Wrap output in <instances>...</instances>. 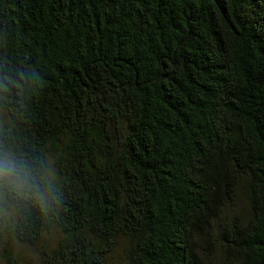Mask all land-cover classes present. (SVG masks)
<instances>
[{
	"label": "trees",
	"instance_id": "obj_1",
	"mask_svg": "<svg viewBox=\"0 0 264 264\" xmlns=\"http://www.w3.org/2000/svg\"><path fill=\"white\" fill-rule=\"evenodd\" d=\"M0 151L2 264H264V0H0Z\"/></svg>",
	"mask_w": 264,
	"mask_h": 264
},
{
	"label": "clouds",
	"instance_id": "obj_2",
	"mask_svg": "<svg viewBox=\"0 0 264 264\" xmlns=\"http://www.w3.org/2000/svg\"><path fill=\"white\" fill-rule=\"evenodd\" d=\"M48 181L14 155L0 151V198L5 193L16 200L43 201Z\"/></svg>",
	"mask_w": 264,
	"mask_h": 264
},
{
	"label": "rangeland",
	"instance_id": "obj_3",
	"mask_svg": "<svg viewBox=\"0 0 264 264\" xmlns=\"http://www.w3.org/2000/svg\"><path fill=\"white\" fill-rule=\"evenodd\" d=\"M237 211H239V214H241V216L242 215L244 216V214H243L245 211L244 205L240 203L238 205ZM224 214H225V212H223V215ZM58 238L59 237L55 233L50 232V233L45 235L44 239L41 242L37 243L34 246L15 245L13 250L17 254L20 255V258H21L20 264H39V261L41 259L43 252L46 251L47 249H49L50 246H53L54 242ZM123 245H124L123 242L119 243V247L117 248V250L108 258L107 264L121 263L122 257H123L122 256ZM0 264H2V263L0 262Z\"/></svg>",
	"mask_w": 264,
	"mask_h": 264
}]
</instances>
